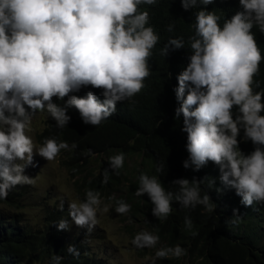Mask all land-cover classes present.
Instances as JSON below:
<instances>
[{
  "label": "clouds",
  "instance_id": "obj_1",
  "mask_svg": "<svg viewBox=\"0 0 264 264\" xmlns=\"http://www.w3.org/2000/svg\"><path fill=\"white\" fill-rule=\"evenodd\" d=\"M157 0H0V200L17 185H31L33 178L24 174L33 163V151L45 161H53L66 141L47 137L34 145L31 131L33 117L41 113L65 128L70 120L68 108L77 110L82 123L96 126L115 111L117 102L130 100L145 87L150 75L149 58L159 41L150 24L148 10L140 5H154ZM183 11L196 9L187 42L169 36L160 48L165 57L170 51L185 49L187 64L176 75L172 88L177 107L174 118L182 117L181 132L186 133L187 158L184 169L199 171L208 162L218 166L219 182L234 190L245 207L264 203V89L254 80L259 73L261 49L252 29L264 34V0H238V8L223 19L205 7L213 0H179ZM198 9V10H197ZM170 23L166 31L173 32ZM171 74L169 73V76ZM100 89L99 98L91 90L84 96L75 94L82 87ZM67 97L63 106L53 102ZM235 108V113L233 112ZM250 141L247 154L238 147L237 137ZM75 148V144L71 145ZM125 154L117 150L108 157L112 173L124 163ZM139 160V159H138ZM130 161V160H128ZM164 164L155 166L161 174ZM66 171V170H65ZM109 179L102 172V183ZM74 182V180H71ZM136 197L147 196L151 214L165 220L172 213V202L186 209L203 206L213 211L215 205L202 194L204 181L179 178L171 181L176 191L166 190L158 175L140 171ZM220 191V189H217ZM114 211L126 214L130 205L117 200ZM99 191L88 189L83 200L67 204L68 218L81 228L97 223L103 208ZM63 210V202L59 205ZM67 211V210H66ZM230 223L241 215L233 209ZM185 230L194 236L189 216L183 219ZM68 220L61 218L57 230H66ZM160 237L155 231L135 233L130 244L139 249L156 248ZM149 251V250H148ZM67 252L78 256V249ZM150 264L157 259L187 255L179 244L156 248ZM139 254V252H138ZM51 264H61L60 256H51Z\"/></svg>",
  "mask_w": 264,
  "mask_h": 264
},
{
  "label": "trees",
  "instance_id": "obj_2",
  "mask_svg": "<svg viewBox=\"0 0 264 264\" xmlns=\"http://www.w3.org/2000/svg\"><path fill=\"white\" fill-rule=\"evenodd\" d=\"M203 7L216 12L221 17V24L223 19L239 10L238 0H213ZM140 9L149 11V22L160 38L149 58L150 75L144 81L145 87L130 100L117 102L113 114L96 126L82 123L74 108H68L66 112L70 120L65 128H56L53 120L45 118L43 129L35 135V140L39 145L44 138L54 137L69 144V149L61 150L59 164L69 173L70 180H74L78 198L83 200L88 189L99 191L100 197L115 194V202L123 200L130 205L125 220H139L141 225L137 226L155 231L160 237L156 248L179 244L187 249V255L179 259H158V264H264V203L254 202L249 207L240 204L234 190L220 184L218 166L212 162L197 172L181 166L187 158L186 133L180 130L182 117L174 118L173 110L178 105L172 88L176 85V75L186 66L190 52L187 43L185 49L170 51L165 57L160 55V48L169 36L182 37L187 42L192 34L191 23L196 9L183 11L179 0H157L154 5H140ZM170 23L174 24L171 33L166 31ZM252 31L264 57V34L255 27ZM254 80L260 82L256 91L264 89V59ZM89 90L99 98L100 89L91 86L71 94L82 97ZM66 98L57 101L53 97V102L63 106ZM242 137L241 131L237 137L238 147L247 154L253 150V145ZM117 150L125 154V159L118 174H114L108 167V157ZM128 160L131 169L126 168ZM158 163L164 164L161 174L155 173ZM105 169L109 171L106 184L102 183ZM140 171L158 175L166 190L171 191H176L177 186L171 184L175 179L191 181L195 177L197 181L203 180L201 192L209 196L214 210L206 211L200 205L186 209L172 202L173 211L168 218L157 219L151 214L152 205L147 196L133 195ZM23 189L17 185L6 199L0 200V264H51V256H60L61 264H102L90 255L86 244L78 242L77 238L67 242L64 229L57 230L59 219H69L68 211L53 208L47 212L49 216L42 225L25 222L22 219ZM234 208L241 215L235 224L229 222ZM185 216L191 218L196 235L185 230ZM68 246L78 249L79 255L68 253ZM156 248L137 252L144 256L148 250L155 251Z\"/></svg>",
  "mask_w": 264,
  "mask_h": 264
},
{
  "label": "rangeland",
  "instance_id": "obj_3",
  "mask_svg": "<svg viewBox=\"0 0 264 264\" xmlns=\"http://www.w3.org/2000/svg\"><path fill=\"white\" fill-rule=\"evenodd\" d=\"M53 99V98H52ZM45 116L37 113L33 117L31 131L27 134L32 136L34 145H38L35 135L43 129ZM33 166H27L24 174L33 178L31 185H21L23 189L24 203L22 219L30 225H42L48 218L53 208L62 210L59 205L63 202V210H67V204L81 200L70 180L69 173L59 164V155L53 161H45L33 151ZM131 169L130 161L126 165ZM121 193V191H119ZM115 194L101 197L103 208L108 206L107 211L97 212V223L91 229L76 226L68 219L67 229L64 230L67 242L77 238L78 242L86 244L90 249V255L100 260L102 264H150L154 256L153 250L146 255L140 256L130 244L131 237L142 230L141 221L125 220L126 214H118L115 209ZM158 264V259L155 261Z\"/></svg>",
  "mask_w": 264,
  "mask_h": 264
}]
</instances>
